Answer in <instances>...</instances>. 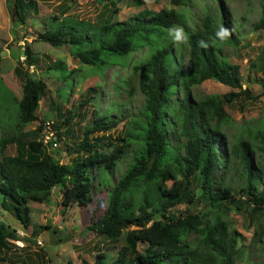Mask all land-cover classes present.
Instances as JSON below:
<instances>
[{
    "label": "trees",
    "instance_id": "obj_1",
    "mask_svg": "<svg viewBox=\"0 0 264 264\" xmlns=\"http://www.w3.org/2000/svg\"><path fill=\"white\" fill-rule=\"evenodd\" d=\"M192 1L171 0V4L186 6ZM11 2V21L24 29L27 9L36 3ZM262 13L253 25L256 31L264 30V7ZM227 18L220 19L218 24L205 14L196 22L173 7L158 12L144 9L128 21L112 25L119 28L115 33H102L95 25L77 20V27L45 28L32 38L31 43L40 41L55 49L66 46L71 58L93 67L104 63L103 54L126 57L147 48L138 83L143 95L142 109L139 115L128 117L126 131L127 137L140 140L142 147L108 190L104 214L86 228L95 236L120 245L113 261L100 253L92 264H239L245 258L244 239L229 229L224 215L229 209L247 210L250 218L257 219L264 213V131L257 133L253 145L238 140L234 146L233 153H239L241 160L238 179L231 177L230 181L228 176L216 182L219 166L225 175L231 171L232 149L220 123H212L225 119L223 99L226 103L241 96L256 100L264 96V84L259 95L243 89L240 67L229 63L223 55L224 47L235 49L239 44L238 36L233 34L226 41L215 39L220 26L230 29ZM172 25L184 28L187 43H176L168 35H154L163 34ZM201 40L209 46L199 47L197 42ZM31 43L25 41L22 46V63L36 68L38 55L32 51ZM61 66L65 65L51 62L46 69ZM14 72L17 76L22 73L20 67ZM22 76V97L14 100L17 110L13 130H1L0 206L27 228L32 225L29 205L48 203L55 188L62 189L64 211L72 205L84 208L91 202L92 171L104 168L111 174L117 159L116 150L109 151L113 139L105 133L115 130L125 116L118 117L109 111L93 117V128L85 129L82 139L66 148L68 155L73 156L70 162L59 164L49 154V147L53 143L60 146V125L70 121L51 124L55 137L49 146L43 145L41 132L45 122L39 119L37 111L47 85L31 78L29 70ZM208 80L234 91L225 93L223 99L217 95L192 98V87ZM32 123L35 130L24 132ZM66 131L71 133L69 128ZM95 133L102 137L92 138ZM30 137L34 139L27 140ZM9 143L15 146L14 155L3 153ZM253 157L258 159L255 164ZM180 205L192 208L193 212L178 215L176 209ZM263 232L264 228L260 233L254 232L259 243ZM190 234L197 236L194 242L188 241ZM18 240L15 230L0 223V254L10 249V241ZM0 257L5 261L4 256Z\"/></svg>",
    "mask_w": 264,
    "mask_h": 264
},
{
    "label": "rangeland",
    "instance_id": "obj_2",
    "mask_svg": "<svg viewBox=\"0 0 264 264\" xmlns=\"http://www.w3.org/2000/svg\"><path fill=\"white\" fill-rule=\"evenodd\" d=\"M7 1L9 7L12 8L11 1L13 0ZM36 1L47 8H52L60 1V6L70 7L71 16L60 18L61 21H55L43 13L41 17L44 19H41L35 15L33 9L28 8L25 28L22 29L20 24L12 23L11 29L18 35H25L28 42L32 41L35 33L43 32L45 28L58 30L63 26L77 27L75 25L77 20L95 25V28L102 33H115L119 28L118 26L112 28V25L128 21L144 9L158 12L163 8L173 7L196 22L201 21L205 14L209 15L215 23L228 17L227 23L230 25L231 34L238 36L239 44L235 49L231 46L224 47L223 55L229 63L240 67L243 89L248 88L253 95H259L263 91L261 85L264 84V30L256 31L253 25L263 15L264 0H193L186 6L178 7L172 6L171 0H139L141 4L137 2L138 0H76V3L73 4L70 0ZM46 10L48 11V9ZM113 10H116L117 13H111ZM154 35L167 34L164 31L163 34L156 33ZM30 45L32 51L38 55V67L37 74L33 72L29 76L31 78L34 76L33 78L36 80L39 78L47 85L46 95L41 99L37 111L39 119L50 125L65 123L67 119L70 121L69 124L60 125V146L55 149L49 148V154L55 162L64 165L70 162L73 156L68 155L66 148L77 144L82 139L85 129L93 128V117L104 116L110 111L118 117L125 116V120L122 119L123 121L119 122L115 130L105 133L113 139V147L109 151L116 150L117 159L111 174H108L104 168L92 171V200L84 208L72 205L64 211L62 189L55 188L48 203H31L29 205L32 225L23 228L0 206V223L15 230L20 238L15 242L10 241L13 250L5 253V256L0 254L5 257V261L0 260V264H11L10 261L19 263L18 260L23 259L30 264L31 260L37 261L38 252L44 256L43 264H82L83 262L92 264L98 252L105 253L111 262L116 258V249L120 244L117 245L115 241L97 237L92 232H88L86 228L104 214L108 190L125 171L133 155L142 147L141 141L127 137L126 131L128 117L139 115L142 109L143 95L138 89V83L141 65L148 56L147 48H141L126 57L103 54L101 58L104 63L93 67L79 64L77 60L68 63L70 55L66 46L55 49L40 41H34ZM8 46L11 47L12 43ZM20 49L17 50V55L21 54V56L17 57L19 62L17 60L16 66H13L14 63L11 60H8L9 62L2 60L0 68L3 74L0 73L1 78L7 74L10 77V72L17 77L14 72L16 67L26 70V66L22 63V49ZM53 58L65 66L48 71L46 66ZM23 73L22 71V75ZM6 83H8L6 79L0 80V138L2 137L1 130L6 132L13 130L17 110L14 100L15 97L22 96L21 82L15 83L16 87H10L11 85L8 86ZM231 91L234 90L208 80L201 85L192 87L190 96L195 100L211 95H217L223 99V95ZM87 93L90 94L87 95ZM223 108L225 119L213 122L212 125L220 123L226 143L229 144V149H232L231 171L225 175L223 167L219 166L215 173L216 182L228 176L230 181L231 177L235 180L238 179L241 160L239 153H233L234 146L237 145L238 140L253 145L257 133L264 131V96L256 100H249L243 96L236 97L231 103H226L223 99ZM34 125L33 123L29 124L26 126V130L31 129ZM67 128L71 129L70 134L66 133ZM95 137H102V134H92V138ZM33 139L34 137H30L27 140ZM219 150L221 149L219 148ZM5 153L14 155V145L7 144ZM256 160H258L257 157H253L254 164ZM176 210H178V215L193 212L192 208H188L186 205H180ZM224 220L231 231L240 234L244 239L245 258L239 264H263L264 232L262 236L260 235L263 243L257 242L254 232L260 233L264 228V213L257 219V216L250 218L247 210L229 209V212L224 215ZM196 239L197 236L194 234H190L188 237L190 242H194ZM37 241H40L42 246L37 245ZM238 246H241V243H238ZM12 252L19 258L17 259V256ZM17 252L22 255H18Z\"/></svg>",
    "mask_w": 264,
    "mask_h": 264
},
{
    "label": "crops",
    "instance_id": "obj_3",
    "mask_svg": "<svg viewBox=\"0 0 264 264\" xmlns=\"http://www.w3.org/2000/svg\"><path fill=\"white\" fill-rule=\"evenodd\" d=\"M35 1V3H37L36 5H34V6H31L30 8H31V10L33 9V11L35 12V15L37 16V17H41V16H43V13H46L45 15H48L47 17H51V19H53V20H55V21H61V19L60 18H65V17H68V16H71V12H70V7L69 6H60V4H61V2L59 1V2H57L52 8H47V7H45V6H42V5H40V3H38L36 0H34ZM10 2V1H9ZM11 4V3H10ZM43 7V8H41V7ZM44 8H46V9H48V11L46 10V9H44ZM12 8L11 7H9V3H8V1L7 0H0V65L2 64V60H4V61H10L11 60V62L12 63H14V65L13 66H16L17 65V57H20L21 56V54L20 55H17V53H18V49H23L22 47H21V44H23L24 45V42L25 41H27L28 39L27 38H25V37H23V39H22V36L23 35H18V33H16V31H13L12 32V21H11V15H12ZM42 11H44V12H42ZM54 11H56V12H54ZM56 18V19H55ZM41 19H44V17H41ZM13 30H14V28H13ZM16 30H18V29H16ZM15 32V34H13ZM22 34V33H21ZM23 42V43H22ZM28 42V41H27ZM12 43V46L10 47V46H8V45H10ZM28 43H31V41L30 42H28ZM22 45V46H23ZM20 49V50H21ZM31 49H32V47H31ZM33 50V49H32ZM22 51V50H21ZM68 52V51H67ZM15 55H17V56H15ZM65 60H66V56H65ZM73 58H71V56H69V62L68 63H71V62H73ZM8 61V62H9ZM18 62H19V60H18ZM20 62H22V60H20ZM51 62H57V60L55 59V58H53L52 60H49V64L51 63ZM79 63V62H78ZM48 64V65H49ZM23 65L25 66V64L23 63ZM38 65V64H37ZM68 66V65H67ZM69 67V66H68ZM19 68V67H18ZM20 69H21V67H20ZM27 70H29V74H33V72L34 73H36L37 74V67L36 68H34V67H27L26 66V70H22L21 69V71H23V72H26ZM0 73H2L3 74V71L1 70V68H0ZM9 73V72H8ZM11 74H10V77L8 76V74L7 75H3V78H1L0 77V80H2V79H6V81L8 82V83H6L8 86H9V84L11 85L10 87H16L15 86V83H23V80H24V78H23V76H22V73H20L17 77H15L14 76V74L12 73V72H10ZM6 77V78H5ZM34 77V76H33ZM32 77V78H33ZM38 77H39V75H38ZM7 78H9V79H7ZM20 79V80H19ZM33 79H35V78H33ZM38 80H40L39 78H38ZM17 81V82H16ZM5 83V82H4ZM22 88V87H21ZM11 89V88H10ZM1 91V90H0ZM11 91L13 92V90L11 89ZM22 97V96H21ZM21 97L20 98H18V97H15V99L18 101V100H20L21 99ZM38 116V115H37ZM39 117V116H38ZM33 124H35V123H33ZM27 128V127H26ZM26 128L24 129V132H30V133H32V131H34L35 130V125L34 126H32V128L30 129H28V130H26ZM14 152H15V146H14ZM3 153L4 154H6L5 153V149H4V151H3ZM7 155V154H6ZM11 242H15V241H11ZM10 242V243H11ZM11 245H12V243H11ZM10 249L9 250H6V251H3L2 252V254H4V256H5V253H7V252H11L13 249V245L12 246H10L9 247ZM24 251V250H23ZM101 252H98V254H100ZM12 254L13 255H16V254H14L13 252H12ZM17 254L18 255H22L21 253H19V252H17ZM38 254L39 255H37L38 256V258H37V261H34V260H31V262H30V264H43L44 263V256L40 253V252H38ZM17 256V255H16ZM19 257L17 256V259H18ZM19 261V263H16V262H14V261H12L13 263H15V264H28V262L27 261H24V259L23 260H18Z\"/></svg>",
    "mask_w": 264,
    "mask_h": 264
},
{
    "label": "clouds",
    "instance_id": "obj_4",
    "mask_svg": "<svg viewBox=\"0 0 264 264\" xmlns=\"http://www.w3.org/2000/svg\"><path fill=\"white\" fill-rule=\"evenodd\" d=\"M166 34L172 38V40L176 43H187L188 36L184 31V28L180 25H172L168 27L166 30ZM231 36V31L227 27L220 26L215 33V39L219 41H226ZM199 47L207 48L209 45L207 42L201 40L197 42ZM23 57V56H22ZM24 61V57H23Z\"/></svg>",
    "mask_w": 264,
    "mask_h": 264
},
{
    "label": "built area",
    "instance_id": "obj_5",
    "mask_svg": "<svg viewBox=\"0 0 264 264\" xmlns=\"http://www.w3.org/2000/svg\"><path fill=\"white\" fill-rule=\"evenodd\" d=\"M55 137V132L52 131V127L50 126L49 123L45 122L44 127L41 132V141L43 145L49 146V143L53 141ZM59 147L56 143L52 144V147L49 148H57ZM37 245L42 246V243L40 241H37Z\"/></svg>",
    "mask_w": 264,
    "mask_h": 264
}]
</instances>
